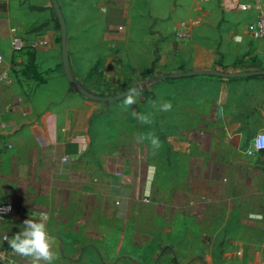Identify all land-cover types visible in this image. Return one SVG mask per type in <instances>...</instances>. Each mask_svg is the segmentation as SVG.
<instances>
[{"label": "crops", "instance_id": "crops-1", "mask_svg": "<svg viewBox=\"0 0 264 264\" xmlns=\"http://www.w3.org/2000/svg\"><path fill=\"white\" fill-rule=\"evenodd\" d=\"M57 1L75 84L51 0H0V204L11 205L0 250L47 214L53 264H264V150L248 154L264 133V76L170 79L132 105L76 85L114 96L162 75L264 70L257 9ZM13 28L48 45L15 52Z\"/></svg>", "mask_w": 264, "mask_h": 264}, {"label": "built area", "instance_id": "built-area-1", "mask_svg": "<svg viewBox=\"0 0 264 264\" xmlns=\"http://www.w3.org/2000/svg\"><path fill=\"white\" fill-rule=\"evenodd\" d=\"M229 9H239L241 11H250L252 8L257 9V18L252 27L251 36L254 39L264 41V0H251V2H244L242 0H232L228 5ZM12 34V48L15 52H21L24 49L30 47L31 49H39L48 45V41L43 39L36 41L34 43L27 44L22 34L18 28H13L11 30ZM181 38H186L185 33H180ZM2 79L5 83H10V77L7 72H4ZM264 150V133L259 134L254 139L253 149L248 151L249 155H253L257 152ZM11 214V205L8 203L0 204V223L5 221ZM12 237L4 235L1 237L3 243H9ZM28 257L22 256L16 253L9 245V247L0 250V264H20L21 261L27 259Z\"/></svg>", "mask_w": 264, "mask_h": 264}, {"label": "clouds", "instance_id": "clouds-1", "mask_svg": "<svg viewBox=\"0 0 264 264\" xmlns=\"http://www.w3.org/2000/svg\"><path fill=\"white\" fill-rule=\"evenodd\" d=\"M137 89H129L125 96V105H132L135 102V94ZM171 108L170 103H164L162 109L167 111ZM134 116L137 113L133 112ZM138 118L143 123H149L150 117L148 115H139ZM148 139L154 149L160 147V141L155 136H149ZM48 220L47 214H42L40 219L33 220L27 219L24 221L22 229L13 236L10 241V247L18 254L32 258V264H53L54 254L51 250V245L54 241L46 227V221Z\"/></svg>", "mask_w": 264, "mask_h": 264}, {"label": "water", "instance_id": "water-1", "mask_svg": "<svg viewBox=\"0 0 264 264\" xmlns=\"http://www.w3.org/2000/svg\"><path fill=\"white\" fill-rule=\"evenodd\" d=\"M51 2L56 12V16H57L59 26H60L61 51H62L64 72H65V75L68 81L73 84L75 83V81H74V78H73V75L70 69V64H69V56H68V51H67V29H66L65 20H64V17H63L58 1L51 0ZM196 76H211V77H219V78H226V79L249 78V77H255V76H264V70L243 71V72H236V73H227V72H223L217 69L186 71V72H181V73H174L171 75H162V76H157L153 78H148L145 81L141 82L139 85L132 87V88L137 89V92H136L137 94L141 90H143L147 85H150V84H155V83L170 80V79L189 78V77H196ZM79 87H80L79 92L85 97L89 99L97 100V101L111 102V103L124 99L129 91L128 89L114 96H101V95H96V94H93L91 92L84 90L80 85Z\"/></svg>", "mask_w": 264, "mask_h": 264}, {"label": "trees", "instance_id": "trees-1", "mask_svg": "<svg viewBox=\"0 0 264 264\" xmlns=\"http://www.w3.org/2000/svg\"><path fill=\"white\" fill-rule=\"evenodd\" d=\"M73 84H75V83H73ZM76 85H77V89H78V91H79V88H80V87H79V84H78V83H76Z\"/></svg>", "mask_w": 264, "mask_h": 264}]
</instances>
